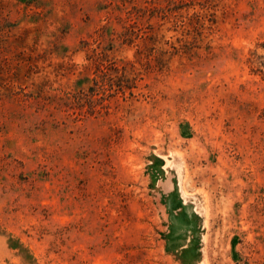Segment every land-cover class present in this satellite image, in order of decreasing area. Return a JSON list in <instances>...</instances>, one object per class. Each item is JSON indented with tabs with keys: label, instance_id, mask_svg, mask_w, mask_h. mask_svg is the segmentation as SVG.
<instances>
[{
	"label": "rangeland",
	"instance_id": "374dc122",
	"mask_svg": "<svg viewBox=\"0 0 264 264\" xmlns=\"http://www.w3.org/2000/svg\"><path fill=\"white\" fill-rule=\"evenodd\" d=\"M0 264H264V0H0Z\"/></svg>",
	"mask_w": 264,
	"mask_h": 264
}]
</instances>
